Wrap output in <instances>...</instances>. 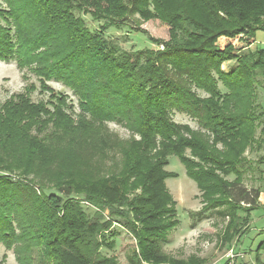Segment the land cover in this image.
Here are the masks:
<instances>
[{
	"label": "trees",
	"instance_id": "1",
	"mask_svg": "<svg viewBox=\"0 0 264 264\" xmlns=\"http://www.w3.org/2000/svg\"><path fill=\"white\" fill-rule=\"evenodd\" d=\"M3 2L0 61L16 60L49 93V101L34 102L31 83L0 109V243L15 250L19 264L36 258L40 264H118L102 252L115 246L109 236H116V224L137 242L129 264H205L163 248L179 225L165 185L173 176L166 169L170 156L196 182L201 210L228 217L225 244L248 229L261 197L244 177L248 153L264 145V46L251 49L257 32L264 33V0ZM129 20H160L169 38L152 37L156 49L127 50L107 31ZM231 61L236 64L226 71ZM51 81L77 97V124L68 95ZM173 112L189 115L197 128L177 123ZM111 122L131 133L118 173L52 176L55 156L42 152L47 143L65 137L73 143L82 132L93 134L92 148L106 147L104 128Z\"/></svg>",
	"mask_w": 264,
	"mask_h": 264
},
{
	"label": "rangeland",
	"instance_id": "2",
	"mask_svg": "<svg viewBox=\"0 0 264 264\" xmlns=\"http://www.w3.org/2000/svg\"><path fill=\"white\" fill-rule=\"evenodd\" d=\"M0 3L3 8H7L3 0H0ZM86 20L91 29L98 28V22L93 21L90 16H86ZM127 25L107 31L109 37L116 39L127 50L156 49L159 46L153 43L152 37L163 40L169 38V27L160 20L146 22L129 20ZM256 38L257 42L251 46V49L264 46L262 31L257 32ZM235 64V61L227 62L223 68L230 71ZM31 83L37 86V90L31 95L33 101H49V93L40 92L39 79L33 72L28 68L20 69L16 60L10 63L0 61V109L6 100L17 93L24 92L25 87ZM49 85L57 92L68 95L75 107V110L71 111L73 123L77 124L80 118L78 117L79 106L72 90L55 81L49 82ZM221 88L224 89L222 86ZM260 100L264 105V92L260 94ZM172 115L177 123L190 124L197 128V122L189 115L179 112H173ZM92 129L94 132L97 130ZM104 131H106L104 137L108 140L106 147L92 148L89 140L93 134L88 136V133L82 132H79L73 143H70L66 137L47 143L42 152L55 156L52 160L54 164L51 168L52 176L58 179L67 176L80 177L96 172L118 173L122 169L123 161L121 146L129 140L131 133L125 127L113 122L105 124ZM136 138L139 139L138 136ZM262 156H264V145L261 149L248 153L251 167L244 177V182L249 188L260 190V205L252 211L248 229L228 245L222 241V233L229 221L228 217H220L218 209L201 210L203 202L196 182L187 175L179 158L170 156L166 169L173 173V176L166 179L165 185L176 203L179 225L169 233L167 241L163 244L164 251L176 258L196 255L204 258L205 264H226L225 255L233 245L237 251L244 254L237 260V264H264V247L258 251L264 243V159ZM234 178L235 175L228 177L229 180ZM85 209L90 215L94 213V209L87 205ZM112 231L116 232V236L109 237L115 242V246L103 248L102 252L107 256H115L114 259L118 264H129L128 258L137 246L135 237L119 224H116ZM257 255L260 256L259 261ZM0 263L19 264L15 250H7L2 243H0ZM33 264H40L37 258Z\"/></svg>",
	"mask_w": 264,
	"mask_h": 264
},
{
	"label": "built area",
	"instance_id": "3",
	"mask_svg": "<svg viewBox=\"0 0 264 264\" xmlns=\"http://www.w3.org/2000/svg\"><path fill=\"white\" fill-rule=\"evenodd\" d=\"M226 264H237V260L244 256L239 250L237 251L236 248L232 245L226 253Z\"/></svg>",
	"mask_w": 264,
	"mask_h": 264
}]
</instances>
